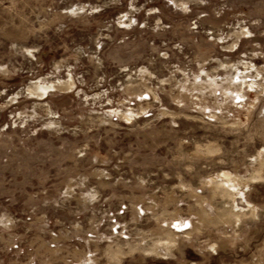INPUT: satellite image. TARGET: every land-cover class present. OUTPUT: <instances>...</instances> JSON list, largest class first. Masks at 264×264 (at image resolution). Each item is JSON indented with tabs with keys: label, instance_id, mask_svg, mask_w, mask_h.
I'll list each match as a JSON object with an SVG mask.
<instances>
[{
	"label": "rangeland",
	"instance_id": "obj_1",
	"mask_svg": "<svg viewBox=\"0 0 264 264\" xmlns=\"http://www.w3.org/2000/svg\"><path fill=\"white\" fill-rule=\"evenodd\" d=\"M72 263L264 264V0H0V264Z\"/></svg>",
	"mask_w": 264,
	"mask_h": 264
},
{
	"label": "bare ground",
	"instance_id": "obj_2",
	"mask_svg": "<svg viewBox=\"0 0 264 264\" xmlns=\"http://www.w3.org/2000/svg\"><path fill=\"white\" fill-rule=\"evenodd\" d=\"M37 84H38V82H37ZM36 88L38 89V90H40L41 91V96H42V98H45V97H47V95L50 93V92H54V91H56V90H61V89H63L62 88V85L61 84H59L58 82H49L48 84H46V85H44V84H42V85H40V84H38L37 86H36ZM228 175L229 174H227V173H222V176H224V177H228ZM183 225H185V224H183ZM179 227V226H178ZM183 227V226H182ZM175 228V227H174ZM180 229V228H179Z\"/></svg>",
	"mask_w": 264,
	"mask_h": 264
},
{
	"label": "built area",
	"instance_id": "obj_3",
	"mask_svg": "<svg viewBox=\"0 0 264 264\" xmlns=\"http://www.w3.org/2000/svg\"><path fill=\"white\" fill-rule=\"evenodd\" d=\"M123 213H124V208H121L117 214L122 215ZM110 216H111V215H110ZM117 222H118V221H117V218H116L115 216H113V217L111 218V220H110L111 225L114 227V231H115V229L118 228V223H117ZM49 234H50V236H54V233H50V232H49ZM87 236L90 237V238L92 237L91 234H88ZM51 244H52V245H50V246H51V247H54V244H53V243H51ZM10 250H11V251H14V252H16V251H21V246H20L19 243H14L13 245L10 246ZM72 264H75V263H72Z\"/></svg>",
	"mask_w": 264,
	"mask_h": 264
}]
</instances>
